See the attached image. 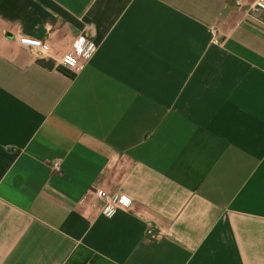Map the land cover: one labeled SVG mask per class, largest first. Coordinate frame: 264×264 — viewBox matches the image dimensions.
<instances>
[{
    "label": "crops",
    "instance_id": "obj_1",
    "mask_svg": "<svg viewBox=\"0 0 264 264\" xmlns=\"http://www.w3.org/2000/svg\"><path fill=\"white\" fill-rule=\"evenodd\" d=\"M0 264H264V4L0 0Z\"/></svg>",
    "mask_w": 264,
    "mask_h": 264
},
{
    "label": "built area",
    "instance_id": "obj_2",
    "mask_svg": "<svg viewBox=\"0 0 264 264\" xmlns=\"http://www.w3.org/2000/svg\"><path fill=\"white\" fill-rule=\"evenodd\" d=\"M245 0H229V2L237 9H240ZM259 4H264V0H257ZM211 42L215 45H220L219 31L216 27H211L208 30ZM19 44L29 52L42 56L49 51V45L46 41L34 38H21ZM98 40H85L78 38L73 47L65 52L60 59V67L66 72L75 74L80 69L82 61L86 60L98 47ZM53 171L58 172L61 168V159H54L51 162ZM96 196L104 202L102 213L107 217H112L115 214L116 207L129 208L132 204L131 199L122 193L108 194L104 191H95ZM161 236V232L155 231L152 228L147 229L146 237L149 240H155Z\"/></svg>",
    "mask_w": 264,
    "mask_h": 264
}]
</instances>
